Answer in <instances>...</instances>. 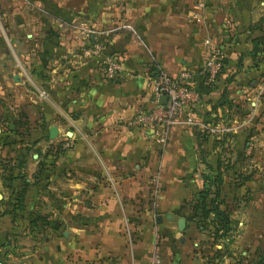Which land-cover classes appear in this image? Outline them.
<instances>
[{
	"label": "crops",
	"instance_id": "obj_1",
	"mask_svg": "<svg viewBox=\"0 0 264 264\" xmlns=\"http://www.w3.org/2000/svg\"><path fill=\"white\" fill-rule=\"evenodd\" d=\"M24 2L18 27L27 21ZM33 3L37 25L19 34L23 51L35 50L36 58L52 61L38 74L36 128L51 143L47 129L55 125L53 138L65 136L69 143L60 151L57 144L50 162L40 160L30 176L24 160L21 174L11 177L14 191L8 194L24 190L23 218L0 208V264H148L153 252L157 264H188L185 244L177 253L174 240L161 237L159 229L178 230V216L186 227L188 200L202 187L204 172L218 166L219 207L230 213L234 226L264 229V0ZM72 9L103 28L102 53L113 51L120 60L112 77H104L93 58L80 51V41L72 39L84 37L70 25ZM39 11L72 27L45 31ZM258 37L263 40L252 56ZM205 41L223 59L207 85ZM155 67L171 77L191 73L199 92L191 108L194 119L230 125L229 140L221 142V134L198 125L174 124L163 139L148 128L127 125L151 106L148 75ZM13 74L14 83L24 80L17 74L13 80ZM35 149L32 156L39 155ZM32 177L35 185L27 189ZM26 213L42 216L31 226L34 231L23 225Z\"/></svg>",
	"mask_w": 264,
	"mask_h": 264
},
{
	"label": "rangeland",
	"instance_id": "obj_2",
	"mask_svg": "<svg viewBox=\"0 0 264 264\" xmlns=\"http://www.w3.org/2000/svg\"><path fill=\"white\" fill-rule=\"evenodd\" d=\"M21 1L23 0H0V208L2 209H6L7 203L11 204L9 201L11 196L8 192L12 186L9 185L10 180L7 179V169L11 166L12 159H17L24 152L23 158L27 164L24 173L30 176L40 160L47 158L48 163L50 162L52 156L58 151L57 144H59L60 151L63 146H67L64 143L69 140L62 136L60 141L52 138L53 140L49 143L44 137L45 133L41 132L40 128H36L38 122L34 119L36 114L34 113V101L41 90L37 80L40 79L38 74L42 72V69H48L52 61L46 58L42 60V56L36 58L37 53L35 50L28 48L26 52L23 51L25 48L21 44L19 34L24 31L30 33L32 31L30 28H36L37 8L33 0H25L26 25H19L18 27L19 16H22L19 14ZM263 8L264 6L261 10ZM74 10L72 9V14L75 19L70 21V25L78 26L81 30L79 33H84V37L72 39L80 41L78 43L82 45H78H80L81 52L84 48L88 49V53L84 52V54L93 58V62L102 69L103 75L101 56L105 46L104 30L98 24L88 23V21L80 19V15ZM37 15L43 17L41 23L43 22L45 31H47V28L56 32L58 27L60 29L72 27H68L59 19H50L51 17H48L49 15L45 12L39 11ZM88 38H91L92 41H88ZM43 39L45 40L47 37H43ZM92 43L95 44V47L92 46ZM100 48H102V52L99 54ZM107 53L114 56L113 51H107ZM24 55H26L25 58ZM151 70L153 72L154 69ZM12 73H16L20 79L24 80L14 83L10 77ZM23 110H26L27 115ZM36 139H39L40 144L32 146L31 143ZM25 143L29 146L23 151L22 148H24ZM50 144L52 147H47ZM35 147L40 148L38 149L39 155L32 156L36 154ZM43 152H47V157L42 156ZM205 172L204 174L210 173V171ZM32 178L27 185V189L35 185L34 178ZM13 202V204H16L15 199ZM20 209H16V212H14L16 218L21 221L23 217L19 214ZM189 210L188 208L187 213L184 214L188 222L181 232L176 228H161L159 229L161 235L157 232L155 234L156 239L159 238V235L173 239V247L177 253L179 248H181V252L183 251L182 243L185 244L188 264H264V229H259L256 226L250 228L238 227L236 223L234 226L232 222L229 227L222 230L211 214L204 213L203 210L197 211L196 219L189 217ZM247 215L245 214V218H248ZM30 216L29 213L25 214L23 225L29 227ZM230 219L233 220V217H230ZM240 219H242L241 216ZM28 231L31 232L32 230L29 229ZM154 254L155 252L150 257L148 264L159 262V257H154ZM159 254L158 252V256Z\"/></svg>",
	"mask_w": 264,
	"mask_h": 264
},
{
	"label": "built area",
	"instance_id": "obj_3",
	"mask_svg": "<svg viewBox=\"0 0 264 264\" xmlns=\"http://www.w3.org/2000/svg\"><path fill=\"white\" fill-rule=\"evenodd\" d=\"M206 58L203 64V74L206 84L214 82L216 75L222 66V54L216 46L205 41ZM95 47V44L92 43ZM103 48V46H102ZM99 50V54L102 52ZM95 51V50H91ZM88 49L84 48L83 53ZM103 76L112 77L120 70V60L114 54L102 53ZM192 74L181 72L176 77L169 76L164 70L155 67L148 75V82L151 89V106L145 110L138 111L127 120V125L148 128L152 133L163 139L168 128L174 124H188L206 127L208 131L225 133L230 125L219 127L202 124L194 119L191 108L199 98V92L191 85ZM164 95V103L158 102V96ZM69 141L65 142L68 145Z\"/></svg>",
	"mask_w": 264,
	"mask_h": 264
},
{
	"label": "trees",
	"instance_id": "obj_4",
	"mask_svg": "<svg viewBox=\"0 0 264 264\" xmlns=\"http://www.w3.org/2000/svg\"><path fill=\"white\" fill-rule=\"evenodd\" d=\"M260 40L262 41L263 38L258 37L253 40L252 49L250 52L252 56L256 54L257 43ZM221 60H222V65H223V59ZM221 69H222V66L220 68V71ZM227 137L228 136L226 135V133H222L219 136V140H221V142L228 141ZM10 167H13V166L11 165ZM218 167L216 168L215 172L213 171L212 173H209V174H203L202 187L198 189L191 196L187 204H188V208L190 209L189 214H188L189 217L191 218L194 217L197 219V216H195L197 215L196 213H198L197 211L203 210L204 213L211 214L212 217L216 220V223L219 224L220 228H222L223 230L226 227H229V225L232 223V220L230 219V213L226 209L219 207V204L221 203V199L219 198V186L222 183V179H221V172L219 171ZM23 192L24 190H22L20 194H17L15 197H11V199H9L11 204L7 203V206H8V208L6 207L7 211L13 212L16 209L22 208V203H23L22 197L24 194ZM12 199L13 200L15 199L16 204H13L14 202ZM5 213L7 212L5 211ZM30 215L31 216L29 218V224H30L29 229L33 231V228L31 226H34L36 224L35 222H37L38 220H41L42 216H40L39 214L37 215L33 213Z\"/></svg>",
	"mask_w": 264,
	"mask_h": 264
},
{
	"label": "flooded vegetation",
	"instance_id": "obj_5",
	"mask_svg": "<svg viewBox=\"0 0 264 264\" xmlns=\"http://www.w3.org/2000/svg\"><path fill=\"white\" fill-rule=\"evenodd\" d=\"M36 122H37V120H36ZM36 127H37V125H36ZM39 142V139H36V141H33L32 143H31V145L33 146V145H35L36 143H38ZM29 145H27L26 143H25V145H24V148H22L23 149V151L24 150H26V148L28 147ZM52 146H51V144H50V148H51ZM23 154H24V152H23ZM23 154H21V155H19L18 156V158L17 159H12V161L10 162V164L13 166V167H9L8 169H7V171H8V174H7V179L8 180H10L11 179V177L14 175V177H15V174H17V175H20L21 174V172H22V170H21V167H22V165H23V163H24V158H23ZM11 181V180H10ZM9 184V183H8ZM10 186H12L11 185V183L9 184ZM11 191H14L13 190V186L11 187V189L9 190V192L11 193Z\"/></svg>",
	"mask_w": 264,
	"mask_h": 264
},
{
	"label": "water",
	"instance_id": "obj_6",
	"mask_svg": "<svg viewBox=\"0 0 264 264\" xmlns=\"http://www.w3.org/2000/svg\"><path fill=\"white\" fill-rule=\"evenodd\" d=\"M12 79L13 80L17 79L16 74L12 75ZM164 101H165L164 95L158 96V102L159 103H164ZM56 133H57L56 126L55 125H49L48 129H47V137L51 139V138L56 136ZM184 225H185L184 224V218L182 216H178L176 219V226H177L178 230H182L184 228Z\"/></svg>",
	"mask_w": 264,
	"mask_h": 264
}]
</instances>
